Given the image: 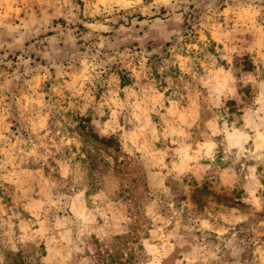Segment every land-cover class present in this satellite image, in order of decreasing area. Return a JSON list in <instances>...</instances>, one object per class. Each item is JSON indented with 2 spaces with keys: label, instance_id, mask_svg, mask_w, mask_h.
<instances>
[{
  "label": "clouds",
  "instance_id": "9594fccd",
  "mask_svg": "<svg viewBox=\"0 0 264 264\" xmlns=\"http://www.w3.org/2000/svg\"><path fill=\"white\" fill-rule=\"evenodd\" d=\"M257 216L264 0H0V264H264Z\"/></svg>",
  "mask_w": 264,
  "mask_h": 264
},
{
  "label": "rangeland",
  "instance_id": "374dc122",
  "mask_svg": "<svg viewBox=\"0 0 264 264\" xmlns=\"http://www.w3.org/2000/svg\"><path fill=\"white\" fill-rule=\"evenodd\" d=\"M261 219H264V217L257 216L256 218H254L251 221V223L246 226V231H248L251 234L254 229L258 228ZM245 255H246V258H248V259H253L254 258L253 255H252L251 248L249 249V251Z\"/></svg>",
  "mask_w": 264,
  "mask_h": 264
}]
</instances>
